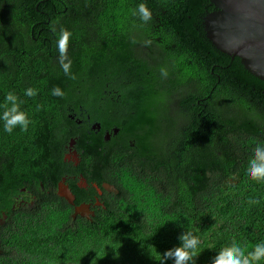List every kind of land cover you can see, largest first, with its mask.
I'll return each instance as SVG.
<instances>
[{"label": "trees", "instance_id": "obj_1", "mask_svg": "<svg viewBox=\"0 0 264 264\" xmlns=\"http://www.w3.org/2000/svg\"><path fill=\"white\" fill-rule=\"evenodd\" d=\"M214 10L210 0H0V116L12 93L30 120L9 133L0 119V264H164L182 231L200 237L190 264H212L233 243L264 241V181L246 175L264 144V81L207 38ZM70 115L101 135H79ZM72 139L119 190L91 221L52 190ZM23 190L36 206L21 205Z\"/></svg>", "mask_w": 264, "mask_h": 264}, {"label": "water", "instance_id": "obj_2", "mask_svg": "<svg viewBox=\"0 0 264 264\" xmlns=\"http://www.w3.org/2000/svg\"><path fill=\"white\" fill-rule=\"evenodd\" d=\"M210 1L215 10L204 20L207 38L216 49L239 58L246 70L264 81V0ZM62 194L74 201L67 187Z\"/></svg>", "mask_w": 264, "mask_h": 264}, {"label": "clouds", "instance_id": "obj_3", "mask_svg": "<svg viewBox=\"0 0 264 264\" xmlns=\"http://www.w3.org/2000/svg\"><path fill=\"white\" fill-rule=\"evenodd\" d=\"M139 12L141 18L145 21L150 19L151 13L144 4L139 5ZM71 33L67 30H61L57 47L61 55V65L65 74H70L71 61L64 62L68 50V43ZM25 94L29 97L35 96L36 91L32 88L26 90ZM53 95L62 96L63 92L59 88L52 91ZM6 101L11 103V107H6L0 119L4 121V131L11 133L16 126H20L22 131H26L30 120L27 114L20 110V104L17 103L18 98L9 93L6 96ZM246 175L249 179L254 181H264V144H257L254 148L253 155L247 166ZM178 244L169 248L163 253L166 258L164 264L168 260L172 264H190L194 256L199 251L200 237L194 235L191 231H182L177 236ZM264 261V241H261L254 246L252 250L248 251L240 244L233 243L230 246L224 247L213 258L212 264H260Z\"/></svg>", "mask_w": 264, "mask_h": 264}, {"label": "flooded vegetation", "instance_id": "obj_4", "mask_svg": "<svg viewBox=\"0 0 264 264\" xmlns=\"http://www.w3.org/2000/svg\"><path fill=\"white\" fill-rule=\"evenodd\" d=\"M72 125L80 128L83 136V130L88 131V136L94 137L100 136L102 127L99 124H91L90 118L88 120H78L76 117L70 115ZM119 133V129H114V135ZM107 134H109L107 136ZM112 139V133L107 131L105 134V140L110 142ZM76 140L72 139L70 144L66 146L64 152L65 164H68L67 173L62 177L60 181H57L54 189L60 197H62L72 210L71 214L75 217H82L91 221L92 218L98 216L103 211L107 210V206H111L114 202V196L119 194L118 187L110 179L107 173L99 175L94 172L93 166L87 165L83 162L82 153L76 147ZM62 185V186H61ZM67 187L71 192L74 201L71 202L67 196L62 194V189ZM25 190L20 192L17 199H20L22 206H27L30 209L36 206V199L32 195L27 194ZM83 209L81 210V208Z\"/></svg>", "mask_w": 264, "mask_h": 264}]
</instances>
